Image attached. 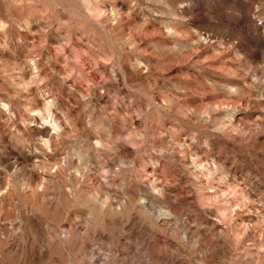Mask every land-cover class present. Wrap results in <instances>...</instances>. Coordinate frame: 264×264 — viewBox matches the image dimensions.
<instances>
[{
  "label": "rangeland",
  "instance_id": "374dc122",
  "mask_svg": "<svg viewBox=\"0 0 264 264\" xmlns=\"http://www.w3.org/2000/svg\"><path fill=\"white\" fill-rule=\"evenodd\" d=\"M0 264H264V0H0Z\"/></svg>",
  "mask_w": 264,
  "mask_h": 264
}]
</instances>
